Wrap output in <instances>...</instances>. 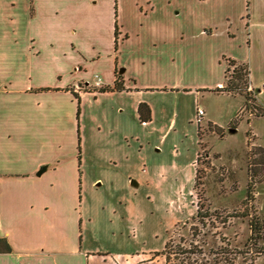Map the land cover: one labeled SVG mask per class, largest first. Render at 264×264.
<instances>
[{"label":"crops","instance_id":"crops-1","mask_svg":"<svg viewBox=\"0 0 264 264\" xmlns=\"http://www.w3.org/2000/svg\"><path fill=\"white\" fill-rule=\"evenodd\" d=\"M257 4L261 71L254 78L246 56L228 54L231 32L204 21L188 37L179 0H133L128 14L122 0H28V46L0 51V238L11 248L0 264H166L160 252L168 233L159 240L150 223V181L164 179L148 163L152 137L159 134L158 152L176 128L194 125L198 146V109L202 121L225 128L203 105L231 97L210 92L225 83V59L249 65L259 99L264 0ZM249 7L246 0L247 15ZM184 66L209 82L182 80ZM118 73L122 91L90 87L95 74L102 88L113 87ZM44 88L53 90L38 92ZM140 104L150 109L148 122L139 120Z\"/></svg>","mask_w":264,"mask_h":264},{"label":"rangeland","instance_id":"rangeland-1","mask_svg":"<svg viewBox=\"0 0 264 264\" xmlns=\"http://www.w3.org/2000/svg\"><path fill=\"white\" fill-rule=\"evenodd\" d=\"M132 1L122 0L126 14ZM248 1L251 22L247 52L243 19L247 15L246 0H179L177 12L188 37L204 21L221 34L224 29L234 34L235 38L228 44V54L246 56L249 65L250 61L254 65V78H258L261 63L256 49L260 41L258 15L261 14L257 0ZM27 4L28 0H0V29L7 30L6 35L0 32V51L28 46L31 29L26 24ZM28 15H32L31 10ZM4 17L9 19L3 22ZM189 56L188 51H184V59ZM181 71V79L186 82L193 81L198 86L209 82L205 77L198 78L195 71L185 66ZM248 90L253 91V88L249 86ZM203 105L215 122L225 126L221 137L204 121L198 126L202 147L197 146L194 125L182 130L176 128L159 142L158 152L153 142L159 134L152 137L148 163L151 168L159 166L164 179L153 175L155 179L150 181L151 231L159 240L168 233L167 247L165 245L160 252L166 257V264H264V256L254 258L246 248L249 218L256 215L264 219V116H261L264 91L259 99L255 97V108L251 112L239 95L209 98ZM232 129L235 131L231 132ZM197 152L201 155L199 160ZM197 171L201 184L193 190ZM102 198L105 196H91L94 201ZM198 202L203 207L199 218L195 216Z\"/></svg>","mask_w":264,"mask_h":264},{"label":"trees","instance_id":"trees-1","mask_svg":"<svg viewBox=\"0 0 264 264\" xmlns=\"http://www.w3.org/2000/svg\"><path fill=\"white\" fill-rule=\"evenodd\" d=\"M246 17L248 19L249 14ZM116 33L117 32H115V36H117ZM115 50H117V42H115ZM224 61L226 62L225 83L223 87L210 90V92L214 94H227L232 97L237 96V95L242 96L244 98L245 108L251 112V110L255 108L253 104H254L256 96H253V95H256V93L254 89L253 91L248 90L250 86L249 65L247 63H241L233 59H225ZM116 76L117 78L114 82L113 87L101 88L98 90V92L103 93V92H108V91H122L123 87L121 86V76L119 75V73ZM50 90H53V89H50V88L38 89V92H48ZM55 90H58V89H55ZM252 92H254L255 94ZM73 95L78 100V103H80L78 95L75 93H73ZM79 111H80V108L78 107V112H77L78 115H79ZM138 114H139V120L141 122H148L150 120V109L146 104L139 105ZM261 116H264V112H261ZM207 124H208V127L214 128V132L216 134H218L220 137L222 136L221 128H219L216 125H213L210 122ZM198 138L200 140L199 132H198ZM198 146L202 147L200 142H198ZM79 152H80V149H79ZM200 156H201L200 153H198L197 160L200 159ZM197 173L198 171L195 173L196 177H195V182L193 185V190H197V188L201 184L199 183L200 178L198 177ZM247 193H249V191ZM197 196H200V195L197 193ZM199 202L197 203V211L195 214L197 218L202 216L201 210L203 207ZM245 216H248V215H245ZM248 229H249V237L246 243V248L248 250L247 253H251L254 258L264 256V219L256 215L251 216L248 220ZM166 247H167V244H166ZM0 253H11V248L7 244V241L5 238H0Z\"/></svg>","mask_w":264,"mask_h":264},{"label":"built area","instance_id":"built-area-1","mask_svg":"<svg viewBox=\"0 0 264 264\" xmlns=\"http://www.w3.org/2000/svg\"><path fill=\"white\" fill-rule=\"evenodd\" d=\"M88 85V84H87ZM94 89H101L103 87V81H102V78L98 75V74H95L93 77H92V85L90 86ZM77 90L79 91H82L84 89H86L85 85L82 86V88H80L79 86L76 87ZM251 90V89H250ZM203 115V111L198 109V119H197V122L198 124L202 122L201 120V117ZM250 143V142H249ZM251 144V143H250ZM253 147V146H252ZM251 147V148H252Z\"/></svg>","mask_w":264,"mask_h":264},{"label":"water","instance_id":"water-1","mask_svg":"<svg viewBox=\"0 0 264 264\" xmlns=\"http://www.w3.org/2000/svg\"><path fill=\"white\" fill-rule=\"evenodd\" d=\"M122 70H123V69H121L120 72H122ZM234 131H235L234 129L231 130V132H234ZM42 172H43V169H41L37 174L40 175Z\"/></svg>","mask_w":264,"mask_h":264}]
</instances>
